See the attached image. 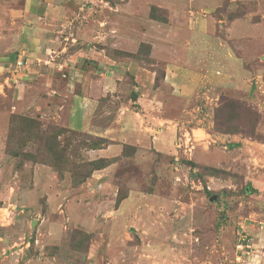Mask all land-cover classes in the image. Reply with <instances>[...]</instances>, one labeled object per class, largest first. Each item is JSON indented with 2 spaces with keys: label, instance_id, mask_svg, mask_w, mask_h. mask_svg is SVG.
Segmentation results:
<instances>
[{
  "label": "rangeland",
  "instance_id": "rangeland-1",
  "mask_svg": "<svg viewBox=\"0 0 264 264\" xmlns=\"http://www.w3.org/2000/svg\"><path fill=\"white\" fill-rule=\"evenodd\" d=\"M19 3L0 0V10ZM181 4L188 7L173 8L186 36L178 61L227 80L190 97L171 153L123 145L116 158H99L111 142L28 115L11 97L27 84L11 78L13 66L0 68V116L8 114L0 120V264H264V0ZM145 8L134 22L104 4L85 8V42L111 59L154 64L141 30L168 17ZM188 17L215 29L200 35ZM9 24L0 26V62L21 53L49 68L53 52L32 60L35 49L16 47ZM131 84L125 78L127 95L101 100L97 128L133 97ZM37 167L44 173L35 176Z\"/></svg>",
  "mask_w": 264,
  "mask_h": 264
},
{
  "label": "crops",
  "instance_id": "crops-1",
  "mask_svg": "<svg viewBox=\"0 0 264 264\" xmlns=\"http://www.w3.org/2000/svg\"><path fill=\"white\" fill-rule=\"evenodd\" d=\"M189 1L19 0L20 5L0 10V26L10 23L9 29H13L17 36L13 38L16 47L21 50L35 49L32 60L42 52L54 54L53 61L47 63L50 64L49 68L44 71L28 65L27 61L24 68L16 71L17 76L11 73V78L17 77L27 84V88L19 84L12 87L13 104H21L28 115L39 113L44 121L53 125L89 133L111 142L110 146L96 151L99 158H116L118 148L123 145L148 148L160 154L171 153L175 144L174 124L187 111L190 97L203 86H213L227 80L212 71L201 73L191 69L187 62L178 61L186 46V36L177 27L173 8L186 9L188 5L181 3L188 4ZM201 1L197 0V4L200 5ZM215 2L209 0L210 5ZM99 4L107 5L124 22L137 21L138 14L144 13L146 6L167 11L165 23L151 20L149 29L145 32L141 30L144 36L140 43L148 46V56L154 64L146 66L127 58L111 59L85 42L89 33L81 18L89 15L88 10ZM195 12L198 13L194 11L193 16ZM188 24H197L196 30L200 35L211 34L215 29L213 27L206 32L208 27L205 21L198 17H188ZM73 43L80 44V47L69 51ZM201 45L199 41L188 47L197 49ZM18 55L13 57L11 64L6 62L8 58L3 59L0 68L4 71L11 68ZM156 67L162 70L158 84ZM128 77L133 82L130 90L134 93L133 97H127L120 103L107 126L97 128L94 121L101 100L119 99L124 92L127 95L123 81ZM34 95H37V102L32 105ZM39 103L42 107H39ZM7 115L1 114L0 120L5 122ZM152 130L157 133H152ZM42 171L41 167H37L35 176L44 173Z\"/></svg>",
  "mask_w": 264,
  "mask_h": 264
},
{
  "label": "built area",
  "instance_id": "built-area-1",
  "mask_svg": "<svg viewBox=\"0 0 264 264\" xmlns=\"http://www.w3.org/2000/svg\"><path fill=\"white\" fill-rule=\"evenodd\" d=\"M27 65L26 58L23 56V54H19L13 64L14 71H18L22 68H24Z\"/></svg>",
  "mask_w": 264,
  "mask_h": 264
},
{
  "label": "trees",
  "instance_id": "trees-1",
  "mask_svg": "<svg viewBox=\"0 0 264 264\" xmlns=\"http://www.w3.org/2000/svg\"><path fill=\"white\" fill-rule=\"evenodd\" d=\"M99 140H103V139H100L99 138ZM105 141V140H104ZM107 142V141H106ZM92 164L94 165H96V162H92ZM53 168H55V166L54 165H51ZM56 169V168H55ZM97 169H99V166H94V170H97ZM55 171H57V170H55Z\"/></svg>",
  "mask_w": 264,
  "mask_h": 264
}]
</instances>
